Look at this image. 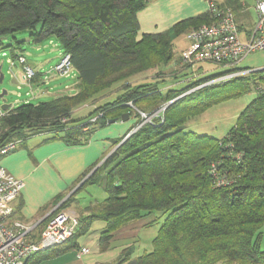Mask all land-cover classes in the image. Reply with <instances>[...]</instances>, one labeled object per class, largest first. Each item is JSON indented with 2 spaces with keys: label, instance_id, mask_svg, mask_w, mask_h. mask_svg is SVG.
<instances>
[{
  "label": "trees",
  "instance_id": "trees-1",
  "mask_svg": "<svg viewBox=\"0 0 264 264\" xmlns=\"http://www.w3.org/2000/svg\"><path fill=\"white\" fill-rule=\"evenodd\" d=\"M147 3L0 0V46L6 35L20 31H29L37 43L56 37L71 55L76 73L74 92L8 108L0 122V146L39 134L82 143L94 124L131 115L129 102L151 112L178 98L165 108L163 118L143 124L127 138L129 132L117 138L115 144L122 143L61 203L60 209L69 205L74 194L90 183H99L107 192L103 201L85 208L74 236L49 256L78 247L77 237L96 220L106 222L99 237L101 251L108 250L122 232L163 220L151 251L134 257L131 244L114 264H264V87L224 137L185 131L183 126L192 117L247 91L248 75L198 89L195 86L218 74L166 91L158 80L131 84L130 78L169 64L175 58L174 41L187 29L211 21L205 13L139 36L138 13ZM228 4L234 11L242 7L240 0ZM118 82L123 84L117 97L98 103L89 113L91 118L103 113L96 121L84 123V117H72L77 107L110 94ZM219 180L225 183L218 184ZM154 212L150 221H140Z\"/></svg>",
  "mask_w": 264,
  "mask_h": 264
},
{
  "label": "crops",
  "instance_id": "crops-1",
  "mask_svg": "<svg viewBox=\"0 0 264 264\" xmlns=\"http://www.w3.org/2000/svg\"><path fill=\"white\" fill-rule=\"evenodd\" d=\"M210 1L211 0H148L147 5L138 13V21L140 24L139 36H141L143 33L162 32L171 28L173 25L183 19L208 13ZM216 1L221 5L230 6L228 4L230 0ZM240 1L242 3V7L235 11V13L237 21L240 25L241 34L243 37H246V35L250 33V31L256 25L257 11L255 6H249L245 0ZM251 20H255L253 21V25L251 24V26L244 28L243 24H248V22H251ZM193 27L194 26L191 28ZM191 28L184 32L183 35L185 37L186 33ZM178 39L179 37L174 41V51L176 52L177 48L179 50V56L176 57L177 66H183L184 62L182 60L181 53L182 50L186 48V46H180ZM8 61L10 62L9 59ZM27 63L32 66L28 59ZM11 67H15V71L13 68L12 73L18 82L19 88L23 85H30L31 88H33V80L31 83L24 82L22 64L15 63ZM174 72H176L175 68ZM37 73L38 72L36 71V74ZM72 76L76 77V73L73 72ZM38 78L40 80L37 82V84L42 82L44 83V80H42L40 77ZM75 82L76 80L74 82L65 84V89H58L56 94L60 95L64 93L65 90L71 85L75 87ZM44 87H51L49 89H52L51 82L49 81L44 84ZM45 90L42 89V92ZM19 95L21 94L19 93ZM88 105V103L84 104L85 107ZM96 106L97 104L94 105V107ZM132 114L134 113H131V115L129 114L127 120H129ZM133 116L137 118L135 114ZM131 128L124 132L123 135L128 133ZM102 131H96L93 135L91 134V136L86 141L76 144L66 143L60 138L48 139L49 135L47 134L34 135L24 141L17 143L13 150L2 156L0 158V164H2L9 173L16 177L22 178L25 181V187L22 189L20 195L15 199L14 211L7 219L6 224L8 226H12L14 220L16 219L33 223L35 224V227L28 235V238L30 240H38L41 236V232L44 229L47 217L49 216L50 212L58 204H61L70 195H72L74 191H76L85 178V174H90L117 148L118 145L112 142L113 138H111V132L109 133V136H103ZM77 193L74 194L75 196H73L71 203L61 209H68L74 212L79 217L80 226V218H82L83 215L87 213L85 208L90 203L83 207L80 206L81 204L78 202L79 198L76 195ZM94 222L96 221L91 223L90 229L88 231L80 234L77 237V243L79 245L78 247H75V258H73L71 255L61 256L63 253L49 256V253H52L53 250L59 247L58 246L50 248V250L47 249L31 254L26 259L25 264L114 263L117 257L121 254L123 248L131 244L126 238L131 236L134 231L126 230L125 232H122V234H120L117 239L113 241L112 246L108 250L101 251L99 248V237L106 226L100 227L99 229H96L98 233L96 234L97 243L95 250L90 249V252L80 255V248L83 246L89 247V245L87 239L80 243L79 237L89 233L92 229V226L94 225ZM115 250L119 251L117 257H104L105 254L111 253ZM99 257H103V259L99 260Z\"/></svg>",
  "mask_w": 264,
  "mask_h": 264
},
{
  "label": "rangeland",
  "instance_id": "rangeland-1",
  "mask_svg": "<svg viewBox=\"0 0 264 264\" xmlns=\"http://www.w3.org/2000/svg\"><path fill=\"white\" fill-rule=\"evenodd\" d=\"M245 1L249 6H255V0ZM253 21L255 20H251V22H248V24L244 23V28L251 26V24L253 25ZM16 39L17 41L24 40V42H22L21 44L17 43ZM178 41L179 45L182 47H187L189 45V41L184 35H181ZM9 44L12 45L10 46ZM63 52L64 50L60 44V41L56 37L48 38L41 43H37L31 39L29 31H20L15 32L14 34L6 35L4 38V45L0 46V75H4L3 81L0 82V92L4 89L8 91L5 95L7 102L12 103L13 106H17L27 100H30L34 103H37L39 101H48L57 95L56 93L58 89H65V84L74 82L76 80L75 76H59L53 69L59 62ZM15 54H24L27 57L29 63L34 67L35 71L39 73L38 77L44 80V83L42 82L37 84V82L40 80L38 78L36 81H34L33 88H31L30 85H23L19 88L18 82L12 73V69L14 68L15 71V67H11L12 65L8 61V59H11L12 61H14V63L19 64L18 56L14 57ZM175 54V58L170 64L161 65L155 69L145 71L138 76L130 78L129 82H131V84H138L143 82H155L158 80L159 86L163 89V91H166L168 88H183L200 78L219 74L226 69V67L223 65L207 61L197 62L193 66L186 65L185 63V65L183 64V66H177L176 57L179 56L178 48ZM237 66L242 68L248 67L252 69L264 67V50L251 52L243 60H241ZM174 68L176 69V72H174ZM73 72L75 73L74 69ZM262 76L264 77V71H256L250 73L244 80V83L249 86V89L247 91L243 92L239 96L222 100L221 102L214 104L213 106L205 110L200 115L192 117L183 126L184 130L195 131L199 134H209L219 138L224 137L235 125L239 114L257 95V86L260 84L264 85V79L262 78ZM49 81L51 82L52 89H49L51 87H44V84ZM122 84L123 82L114 84L111 89L114 91L104 97L102 96L103 98L101 97V95L97 96V99L91 100L88 103V106L85 107L84 105H82L80 107H77L76 109L78 110L75 109L76 111H74L72 117H84V123H89L91 117H88V115L95 108L94 104L96 105L107 100L115 99L121 92V90L119 91V87ZM42 89L46 90L42 92ZM74 91L75 87L71 85L68 89L65 90L64 93ZM19 93L21 95H19ZM91 102H93L94 104H91ZM1 104L2 99H0V105ZM134 114H132L129 120L122 121V119H118L111 123L109 121H103L94 124L92 135L96 131L100 132L104 129L102 131V135L109 136V133L111 132V138H113L112 142L115 143L114 141H116L117 138L121 137L123 133L126 132L129 128L132 127L129 132H135L142 126H137V123L140 119L138 120V118H135L133 116ZM19 142L17 141V143ZM100 174L104 176L105 172L102 170ZM76 195L79 198L78 202H80V206L83 207L89 203L94 204L103 201L107 197V192L99 183H90L83 187ZM155 214H157V212L145 216L144 219L140 221H142V223L148 222L152 218H154ZM140 221H137L134 224H138V222ZM162 222L163 220L152 224L151 226H139L137 229L133 230L134 232L131 234V236L126 238L129 243L135 246L134 257L153 249V239L157 235ZM105 226L106 222L102 220H96L90 232L79 237L80 243L84 242L85 239H87L89 248L95 250V246L97 243L96 234L98 233L96 229ZM261 246L262 249H264V234L262 237ZM75 250V248L68 250L61 256L71 255L73 256V258H75ZM118 254L119 251L115 250L111 253L105 254L104 257L113 258L115 256L117 257ZM101 259H103V257H99V260Z\"/></svg>",
  "mask_w": 264,
  "mask_h": 264
},
{
  "label": "built area",
  "instance_id": "built-area-1",
  "mask_svg": "<svg viewBox=\"0 0 264 264\" xmlns=\"http://www.w3.org/2000/svg\"><path fill=\"white\" fill-rule=\"evenodd\" d=\"M257 11V22L255 27L243 37L240 25L236 18L234 9L230 6H223L216 0L209 2L208 13L211 21L194 26L186 33L189 45L182 50L181 57L186 65H194L197 62L207 61L223 65L226 69L195 86L194 89L203 86L226 82L237 76L249 75L252 72L264 71V67L252 69L248 67H238V63L248 54L258 50H264V0H255ZM19 63L23 66L24 82L31 83L36 75L35 69L27 63L24 55H18ZM10 63L14 65L11 59ZM59 76L70 77L73 75V64L71 55L63 52L59 62L53 68ZM264 85H258L257 90H261ZM128 105L132 112L140 115L137 126L145 123H154L157 118H163L166 105L146 112L138 109L132 102ZM0 105V122L5 115ZM103 113H99L98 116ZM98 116L90 119L96 121ZM17 145V141H10L0 146V158ZM225 183L219 180L218 184ZM25 187V181L9 173L0 164V264H25L26 259L33 253L47 250L66 243L75 234V229L79 226V217L68 209H60L58 204L47 217L44 229L38 240H30L35 224L16 219L12 226L6 224L7 219L14 211V201ZM90 252V248L83 246L79 254ZM97 264H114L111 262Z\"/></svg>",
  "mask_w": 264,
  "mask_h": 264
},
{
  "label": "water",
  "instance_id": "water-1",
  "mask_svg": "<svg viewBox=\"0 0 264 264\" xmlns=\"http://www.w3.org/2000/svg\"><path fill=\"white\" fill-rule=\"evenodd\" d=\"M0 70H1V66H0ZM3 79H4V75L1 74V75H0V82H2ZM7 92H8V91H7L6 89H4L3 91L0 92V99H2L1 107H2L4 110H7L8 108H10V107L12 106V103L7 102V99L5 98V95L7 94ZM177 99H178V98H175V99L170 100L169 102H167V103H166V107H167L169 104H171L172 102H174L175 100H177ZM128 117H129V114H128V113H124V114L122 115V120H127ZM109 122H110V123H111V122H114V119H110ZM132 133H133V131L129 132V133L126 135L125 138L129 137ZM121 143H122V142H121ZM121 143H120V144H121ZM120 144H118V146H119Z\"/></svg>",
  "mask_w": 264,
  "mask_h": 264
},
{
  "label": "bare ground",
  "instance_id": "bare-ground-1",
  "mask_svg": "<svg viewBox=\"0 0 264 264\" xmlns=\"http://www.w3.org/2000/svg\"><path fill=\"white\" fill-rule=\"evenodd\" d=\"M118 147V146H117ZM77 228H78V226L76 227V229H75V233H76V231H77Z\"/></svg>",
  "mask_w": 264,
  "mask_h": 264
}]
</instances>
